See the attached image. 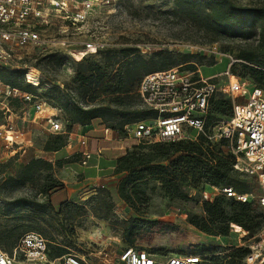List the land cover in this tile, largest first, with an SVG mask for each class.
<instances>
[{
    "label": "rangeland",
    "instance_id": "rangeland-1",
    "mask_svg": "<svg viewBox=\"0 0 264 264\" xmlns=\"http://www.w3.org/2000/svg\"><path fill=\"white\" fill-rule=\"evenodd\" d=\"M67 1L69 13L75 9V1H86L90 5L82 22L72 24L70 19L63 17L64 12L53 11L48 17L49 22L40 29L45 40L43 45L13 47L9 57L0 62V76L3 80L6 76L20 83L21 80L28 82L26 78L37 82L36 85L28 82L34 86L32 93L52 107L36 116L32 107L21 100H8L6 108H2L4 100L0 103V253L13 255V264H71L66 263V259L74 264H120L118 254L129 245L123 237L135 218L139 220L140 227L131 245L136 248L157 250L164 256L203 251L206 264H247L244 258L232 257L231 248H248L257 239L264 222L253 233L241 226L235 228L231 225L229 233L223 236L207 234L188 221L190 214L201 213L199 199H202L204 191L214 196L220 194L211 187L193 188L185 185L183 190L189 199H173L164 194L157 180L148 178L139 183L142 190L140 195L146 202L140 203L134 198L136 208H133L117 193L116 186L121 175L111 176L114 173L111 174L109 169L104 171L100 168L98 175L103 174L109 179L98 185L89 182L88 176L91 174L84 173L79 163L78 149L82 148L79 136L87 138V145L90 136H93L99 145L97 134L102 131L98 129L105 126L111 128V124L132 118L131 113L122 112L139 108L140 101L137 96H132L125 99L126 105L116 107L105 96L93 99L92 91L82 84L79 75L94 72L95 62L106 66L110 74L119 66L126 70L132 66L133 58L138 57L157 63L174 60L170 65L180 67L179 54L186 53L200 67L204 77L217 75L216 80L222 85L225 79L223 72L230 62L229 56L237 58L240 51L254 48L257 40L240 37L212 40L199 26L172 11L173 0ZM236 1L264 5V0ZM89 40L99 44V51L80 57L83 43ZM123 48H134L135 51L124 56ZM64 59L68 61L62 63ZM240 67V64H236L237 70ZM241 78L248 90L255 84L249 78ZM61 101L75 102L83 107L109 105L122 112L116 113L114 118L94 119L82 128L79 124L69 125L66 113L59 105ZM51 112L57 114L62 122L60 131L50 129L45 116ZM225 118V115H219L215 125L209 129L212 140L219 139L216 124ZM112 131L113 136L104 141L117 142L126 149L138 146L137 140L123 133L119 126ZM58 133L64 135L65 145L57 152L45 150L44 145L51 142ZM11 134L12 141H7L5 136ZM114 137L116 140H112ZM68 144L71 146L68 147ZM33 157L52 162L62 160V166L78 172L75 173V181L81 187L71 191L60 206L57 204L62 201L63 195H55L51 198L54 205L50 206L48 200L54 190L48 193L40 191L49 179L47 174L51 172L50 168L42 165L31 181L20 183L15 179L22 165ZM240 164H243L241 157ZM102 166L108 168L106 163ZM56 168L52 169L53 175L60 179L62 176ZM233 174L247 186L255 209L264 212V207L257 202L260 188L255 177L238 168H235ZM21 197L41 200L47 206L32 217L24 213V207L15 208L6 214L5 209L10 202ZM29 231L46 238L51 255L59 246L65 247L67 252L62 255L63 258H51L46 263L28 262L18 248V241L23 233Z\"/></svg>",
    "mask_w": 264,
    "mask_h": 264
},
{
    "label": "trees",
    "instance_id": "trees-1",
    "mask_svg": "<svg viewBox=\"0 0 264 264\" xmlns=\"http://www.w3.org/2000/svg\"><path fill=\"white\" fill-rule=\"evenodd\" d=\"M172 11L183 16L194 25L199 26L200 29L210 35L209 37L212 40L221 37L256 39L257 43L254 48L242 50L237 54V59L241 61L232 63L230 70L239 77L251 79L255 83L254 85L264 88V5L239 3L236 0H173ZM134 51V48H123L122 53L124 56H129ZM179 55L181 68L193 70L197 67L196 62L189 59L190 55L186 53ZM133 59L130 68L123 70V67L119 66L112 74L106 70V66L95 62L94 72L88 75H79V79L88 90L92 91L93 99L105 96L109 103L119 107L126 105L125 99H129L132 96H137L139 100L137 86L143 74L157 69L173 67L170 64L174 63V60L157 63V61L150 62L139 57ZM64 62L65 59L62 63ZM236 64H240L239 70H237ZM0 79L27 92L32 93L34 88V86L24 82V80H21L20 83L16 82L14 78L6 76L5 80L1 76ZM59 105L65 111L69 125H86L94 119L114 118L116 113L122 112V110H117V108H110L109 105L83 107L75 102L67 103L62 101L59 102ZM231 111L232 103L229 97H223L222 95L213 96L206 117L207 132L215 125L219 115H225L228 118L231 115ZM122 113H131L133 117L119 124H111V128L115 129L119 126L123 133H125L124 127L126 124L152 115L151 111L141 107ZM108 128L111 129L110 127ZM65 143L64 135L58 133L51 142H47L44 145V149L57 151ZM137 145L136 148L126 149L122 154L118 155L115 158L113 168L114 174L121 175L116 186L117 193L120 198L133 208H136L134 198L140 203L146 202L140 195L142 190L139 187V183L148 178L157 180L164 194L173 199H189L188 194L183 190L185 185L193 188L229 185L237 192L248 193L249 191L243 180L233 174L235 157L230 152L225 138L212 140L204 134H199L195 139L150 143L138 142ZM145 148L148 150H145ZM62 162L60 159L52 162L40 157H33L22 165L15 179L20 183L31 181L34 173L42 165H46L51 169V172L47 174L49 179L40 191L48 193L54 190L55 192L63 187L64 184L58 177L53 175L52 169L53 167L62 166ZM51 198L50 196L48 204L53 206ZM63 201L57 205L60 206ZM199 202L201 213L190 214L188 221L207 234L225 236L229 233L231 225L241 226L248 232L253 233L264 222V212L256 210L252 200L241 202L220 193L211 200L199 199ZM9 205L5 209L6 214L15 208L24 207V213L28 217H32V215L47 206L41 200L25 197L17 198L11 201ZM149 223H156V221H150ZM139 227V220L134 218L125 231L123 238L130 246H133L131 244L136 239ZM65 252H67L66 248L59 246L57 251L51 255L47 245L49 259L59 258ZM152 252L159 253L157 250ZM202 252L194 251L191 253L203 254ZM247 252V247L239 246L231 248L230 255L232 257L238 256L242 259Z\"/></svg>",
    "mask_w": 264,
    "mask_h": 264
},
{
    "label": "built area",
    "instance_id": "built-area-1",
    "mask_svg": "<svg viewBox=\"0 0 264 264\" xmlns=\"http://www.w3.org/2000/svg\"><path fill=\"white\" fill-rule=\"evenodd\" d=\"M75 2V9L70 14L67 0H0V62L9 57L13 47L43 45L45 40L40 29L49 22L48 17L53 11L64 12L63 17L70 19L72 24L82 22L90 5L86 1ZM98 49L99 44L89 40L83 43L79 56L95 53ZM229 58L230 62L223 72L225 79L222 85L216 80L217 75L204 77L198 66L193 70L173 66L143 74L137 86L140 107L151 111L152 115L126 124L124 131L127 136L144 143L195 139L199 134L212 139L205 125L210 101L215 95L229 97L232 103L231 115L216 124V135L227 140L228 148L235 157L234 167L255 177L260 188L257 202L264 207V88L253 84L251 89H246L245 81L230 70L232 63L241 60L231 55ZM26 80L37 84L29 78ZM14 99L29 104L36 116L46 108H52L44 99L0 79V103L5 101L2 108H6L8 100ZM45 118L52 131L62 129L57 114L51 112ZM103 130L107 137L110 129L104 127ZM5 138L12 141L13 135ZM78 141L82 146L79 150V163L86 165L92 152L87 147L84 135H80ZM240 157L243 158V164L239 165ZM56 169L63 174L64 166ZM211 188L241 202L250 200V193L237 192L229 185ZM213 197L214 194L207 191L202 194L203 200H211ZM18 248L30 263L50 261L46 239L39 233H24L18 241ZM244 260L247 264H264V225L257 239L248 245ZM118 261L120 264H206L201 253L164 256L130 245L119 252ZM13 262V255L0 253V264ZM66 263L74 264L70 259H66Z\"/></svg>",
    "mask_w": 264,
    "mask_h": 264
},
{
    "label": "crops",
    "instance_id": "crops-1",
    "mask_svg": "<svg viewBox=\"0 0 264 264\" xmlns=\"http://www.w3.org/2000/svg\"><path fill=\"white\" fill-rule=\"evenodd\" d=\"M84 126L85 125H80V127H82V128ZM93 129H95V128H93ZM103 129H104V127L101 129H98L99 132H100V130L102 131V132L97 134L98 138L100 140L98 142V143H100L99 145L94 141V137L90 136L91 139L89 140V145H87V147L92 152V157L90 158L91 161L89 160V162L86 165H81V166H83L82 171L84 173L91 174L90 176H88V179H90L89 182L90 183L93 182L92 184H94V185L103 184L109 179L108 177L104 176L103 174L98 175V173L101 170L100 168H102V170H104V171H107L109 169L110 173L112 174L114 164H115V158L118 155L122 154L126 149V148H123L122 145L117 144V142H106V141H104L105 139L113 136V131L110 130V134L107 137H105ZM99 134H101V135H99ZM112 140H116V138L114 137ZM70 146L71 145L68 144V147H70ZM77 149H78V147H77ZM78 150H81V149H78ZM98 150H100V153H98ZM54 152H57V151H54ZM90 162H92V163H90ZM103 163L108 164V166H107L108 168H106V169L103 168V166H102ZM75 173H78V172H76L73 168H71V167L65 168L64 167L63 174L61 175L59 173L62 176L60 179L64 183V187H61L58 190H56L54 192V194L52 195V198L55 195L62 194L63 195L62 200H64L66 197H68V194L71 191L74 192V190H76V188L81 187V184H79V182L75 181V179H76ZM114 175L117 176L118 174H113L111 176H114Z\"/></svg>",
    "mask_w": 264,
    "mask_h": 264
},
{
    "label": "bare ground",
    "instance_id": "bare-ground-1",
    "mask_svg": "<svg viewBox=\"0 0 264 264\" xmlns=\"http://www.w3.org/2000/svg\"><path fill=\"white\" fill-rule=\"evenodd\" d=\"M10 136V135H9ZM235 228H238L237 226H234Z\"/></svg>",
    "mask_w": 264,
    "mask_h": 264
}]
</instances>
